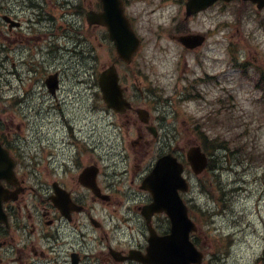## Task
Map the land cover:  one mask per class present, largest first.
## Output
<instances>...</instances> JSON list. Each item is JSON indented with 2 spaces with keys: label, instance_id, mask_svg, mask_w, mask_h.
<instances>
[{
  "label": "rangeland",
  "instance_id": "rangeland-1",
  "mask_svg": "<svg viewBox=\"0 0 264 264\" xmlns=\"http://www.w3.org/2000/svg\"><path fill=\"white\" fill-rule=\"evenodd\" d=\"M97 7V0H0V82L11 84L23 100L11 111L18 120L26 122V130L33 137L40 136L39 131L46 132L45 136L59 133L63 120L69 118L63 104L74 101L82 115L87 112L86 116L93 118L92 128L107 133L111 157L121 150L114 141L118 135L111 125L114 118L107 117L106 127V122L92 110L93 96L88 95V91L92 93L97 88L89 89L84 83L90 75L93 83L98 80L100 72L117 56L114 44L106 37V29L87 23L86 11ZM131 9L145 43L138 59L130 65L117 62V66L123 77L130 73L129 78L122 79L124 84L137 81L148 93L152 87L157 88L163 104L156 103L159 110L153 113L166 116L165 149L176 148V141L188 148L200 140L213 143L194 132L199 119L206 122L203 128L210 140L219 137L228 144L226 150L217 149L212 154L216 166L202 176L210 195L200 190L201 175L198 177L188 170L192 188L186 196L216 198L204 199L203 203L201 199L196 201L205 212H195L201 226L202 245L210 254L215 251L220 256L215 264H264V260H259L264 253V93L253 80L259 78L257 68L264 70V9L246 6L242 24L236 22L231 7L218 6L203 12L189 24L194 31L209 33L207 45L198 52H186L170 39L185 17L182 6L145 0ZM35 10L41 14L39 22L29 21V17L36 18ZM4 13H17L23 21L21 29L9 33L12 41L9 54L3 51L10 43L3 35ZM36 25L41 30L35 29ZM230 45L238 51L241 64L247 62L245 66L238 67L233 61ZM6 56L8 59L4 61ZM53 71L59 72L62 82L58 98L51 96L44 82L47 73ZM207 75L215 78L199 84L205 98L180 99L179 91L189 80ZM38 117L47 120V126ZM120 123L125 125L129 138L139 128L124 119ZM184 123L192 129L183 136ZM237 144L245 145V149L235 152ZM250 154L255 160H251ZM236 158L244 163L237 164ZM219 182L225 187L224 195Z\"/></svg>",
  "mask_w": 264,
  "mask_h": 264
},
{
  "label": "flooded vegetation",
  "instance_id": "flooded-vegetation-1",
  "mask_svg": "<svg viewBox=\"0 0 264 264\" xmlns=\"http://www.w3.org/2000/svg\"><path fill=\"white\" fill-rule=\"evenodd\" d=\"M87 124L91 135L79 122H68L52 141L39 136L33 146L5 101L0 104V144L15 159L17 173L13 180L0 176V264H155L138 257L148 253L153 233H170L171 221L163 213L144 214L152 197H121L109 183L107 134L93 129L91 120ZM156 138L147 131L135 143L144 149ZM92 166L98 195L81 180ZM22 185L25 192L12 196ZM35 185L46 193H31ZM191 238L204 251L201 232ZM200 264L213 262L206 256Z\"/></svg>",
  "mask_w": 264,
  "mask_h": 264
},
{
  "label": "water",
  "instance_id": "water-1",
  "mask_svg": "<svg viewBox=\"0 0 264 264\" xmlns=\"http://www.w3.org/2000/svg\"><path fill=\"white\" fill-rule=\"evenodd\" d=\"M101 1L103 3V10L101 12H89L88 20L90 23L95 22L107 25L110 37L115 40L120 56L126 60H130L138 48L139 39L136 37L130 22L124 15L123 4L121 0ZM214 1L190 0L188 3L189 13L205 8ZM253 1L257 2L260 7L264 5V0ZM48 81L50 84H53L52 88L57 84V80L50 79ZM100 84L109 106L116 110H122L129 105L123 96V91L118 83V76L113 66L102 73ZM189 159L197 172H200L204 168L205 155L202 153L200 147L191 148ZM182 170L183 166L172 156H167L160 160L152 173L159 180L160 185L157 188H152V192L157 197L153 210H166L173 221L172 234L161 239L162 245L170 246L171 241L176 236H182L184 239V243L180 248V251H182L180 255H174L170 252L174 248L170 249L169 247L164 249L154 245L156 248L155 253L158 251L160 257L164 259L173 261L180 259L182 262H185L189 259L191 251L194 252L195 250L189 240V233L195 226L188 218L186 207L183 205L178 193V189L186 190L188 188L185 179L181 175Z\"/></svg>",
  "mask_w": 264,
  "mask_h": 264
},
{
  "label": "snow or ice",
  "instance_id": "snow-or-ice-1",
  "mask_svg": "<svg viewBox=\"0 0 264 264\" xmlns=\"http://www.w3.org/2000/svg\"><path fill=\"white\" fill-rule=\"evenodd\" d=\"M77 96L79 95L78 93L76 94ZM63 104V102H61ZM85 107H87V100L84 102ZM63 107L65 108L66 112L69 113V118L66 123L71 122V123H76L79 122V125H82L86 129V134L91 135V130L88 128L87 120L85 119V116L88 115L87 112H85L83 115L81 112L75 107V102H70L68 104H63ZM49 115V119H50ZM89 119H93L91 116H88ZM38 121L41 123H44L45 126H47V120H42L41 118H37ZM37 128H39V123H37Z\"/></svg>",
  "mask_w": 264,
  "mask_h": 264
},
{
  "label": "trees",
  "instance_id": "trees-1",
  "mask_svg": "<svg viewBox=\"0 0 264 264\" xmlns=\"http://www.w3.org/2000/svg\"><path fill=\"white\" fill-rule=\"evenodd\" d=\"M216 142H217V139L215 140V142H214V144H216ZM203 144H204V146L205 147H207L208 149L210 148H212L213 149V147L215 146V145H213L212 147H211V144H208V143H206V142H203Z\"/></svg>",
  "mask_w": 264,
  "mask_h": 264
}]
</instances>
